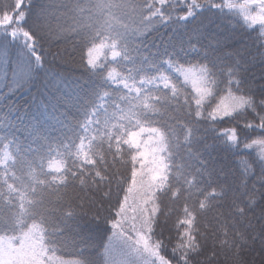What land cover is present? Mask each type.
<instances>
[{
	"label": "trees",
	"instance_id": "1",
	"mask_svg": "<svg viewBox=\"0 0 264 264\" xmlns=\"http://www.w3.org/2000/svg\"><path fill=\"white\" fill-rule=\"evenodd\" d=\"M13 4L19 7V0H0V12L10 16ZM193 24L189 21L187 30L178 31L172 26L161 27L142 39L130 36L127 58H113L109 52L95 69L82 63L72 44L56 49L45 43L48 72L30 90L18 91L6 100L0 98V137L14 136L25 146L24 155L35 165L33 171L51 182L54 204L75 213L73 233L104 243L114 231L133 178L136 150L131 136L146 125L135 120L146 110L157 130L174 132L175 151L165 177L157 185V212L152 222L160 264H224L221 250L238 234L257 237L246 257L253 264H264V240L260 239L264 235V182L257 179L259 166L247 184V191L255 192L257 203L245 208L241 216L232 200L233 193L238 202L246 199L239 187L238 166V158L244 153L228 147L219 134L233 126L240 128L237 121L245 117L225 118L213 124L205 103L201 107L203 118H197L191 88L182 81L179 91L173 88L174 71L163 64L158 70L145 57L158 63L160 57L175 53L174 59L187 62L202 55L190 51V44L212 54L244 45L245 58L256 56L245 78L255 82L257 94L264 91V62L251 37L255 33L237 29L230 35L227 24L219 17L209 22L208 14L195 33ZM213 41H219V46ZM113 68L119 78L109 77ZM165 74L173 79H161ZM13 102L19 111L11 116L15 126L8 127L3 120L8 111L4 105ZM3 143L0 141V147ZM55 161L63 163L59 172L49 167ZM220 185H227V194L217 199L210 190ZM188 219H193L191 226L185 223ZM186 230L196 238L195 250L185 246ZM89 255L94 256L92 252Z\"/></svg>",
	"mask_w": 264,
	"mask_h": 264
},
{
	"label": "snow or ice",
	"instance_id": "2",
	"mask_svg": "<svg viewBox=\"0 0 264 264\" xmlns=\"http://www.w3.org/2000/svg\"><path fill=\"white\" fill-rule=\"evenodd\" d=\"M12 9L10 16L0 12V98L5 100L18 91L30 90L48 72L44 44L50 39H70L82 63L95 69L109 52L113 58H127L130 36L142 39L167 26L174 31L187 30L189 21L194 22L195 33L205 14L209 22L219 17L228 25L230 35L237 29L255 33L251 37L264 62V0H19V7L13 4ZM212 43L219 46V41ZM244 47L212 54L190 44V51L202 55L187 62L174 59L175 53L160 57L158 63L145 57L158 70L163 64L174 71L173 88L179 91L182 81L194 89L191 98L197 105V118H203L200 106L205 103L213 124L245 117L237 121L240 128L218 130L228 147L244 153L238 166L239 187L246 199L238 202L233 193L232 200L241 216L245 208L257 203L255 192L247 191L248 178L256 174L257 166V179L264 182V91L257 94L255 82L246 81L245 73L256 56L245 58ZM108 75L113 79L120 76L115 68ZM160 78L166 82L173 79L167 74ZM4 106L8 109L3 114L4 123L14 127L11 116L19 108L14 102ZM0 141L4 142L0 147V264H96L95 257L89 255L96 243L73 233L75 213L54 204L51 182L33 171L35 165L24 155L25 146L14 136L0 137ZM49 167L59 172L63 163L55 161ZM59 179L64 181V177ZM226 189L227 185H220L210 191L218 199L227 194ZM185 223L191 226L193 219ZM184 234L185 246L195 250L196 238L190 230ZM118 240L119 234L114 232L103 243L104 264H117L113 251ZM57 253L75 258L65 259Z\"/></svg>",
	"mask_w": 264,
	"mask_h": 264
},
{
	"label": "rangeland",
	"instance_id": "3",
	"mask_svg": "<svg viewBox=\"0 0 264 264\" xmlns=\"http://www.w3.org/2000/svg\"><path fill=\"white\" fill-rule=\"evenodd\" d=\"M135 120L146 125L140 126L131 136L136 150V167L113 231L119 234L113 257L117 264H160L159 242L152 234V222L157 212V185L165 177L172 150L175 151L172 148L174 132L157 130L155 124L151 125L146 110Z\"/></svg>",
	"mask_w": 264,
	"mask_h": 264
},
{
	"label": "clouds",
	"instance_id": "4",
	"mask_svg": "<svg viewBox=\"0 0 264 264\" xmlns=\"http://www.w3.org/2000/svg\"><path fill=\"white\" fill-rule=\"evenodd\" d=\"M41 2L46 3L47 0H41ZM65 44H71L70 39L67 41L65 39L49 40V45L56 49H61V46ZM262 199H264V197H262ZM256 239L257 237L255 235L249 239L247 236L238 234L237 237L233 238L232 243L228 244L226 248L221 250L220 258L223 259L224 264H253L251 260L247 259L246 253L249 251L253 241ZM260 239L264 240V235H261ZM96 245L97 246L92 249V253L96 259V264H104L103 242L96 243Z\"/></svg>",
	"mask_w": 264,
	"mask_h": 264
}]
</instances>
